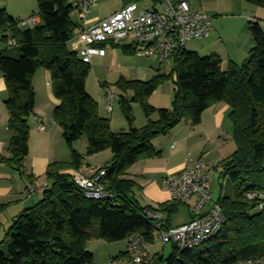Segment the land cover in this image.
Here are the masks:
<instances>
[{
  "label": "trees",
  "instance_id": "trees-1",
  "mask_svg": "<svg viewBox=\"0 0 264 264\" xmlns=\"http://www.w3.org/2000/svg\"><path fill=\"white\" fill-rule=\"evenodd\" d=\"M161 1L121 0V3L123 7L132 3L143 7L149 2V8L156 10ZM244 1L264 9V0ZM36 3L34 16L40 19V24L25 30L18 27L20 22L6 9H0V40L5 45L9 39L16 43L0 53V77L6 85L4 104L11 132L10 158L0 160L25 176L28 119L35 107L32 79L41 68L50 73L52 93L59 101L53 121L62 130L71 158L68 162L49 164L42 199L21 212L6 230L0 243V264H93V255L87 249L92 240L114 243L140 233L148 244L153 243L157 227L146 212L161 214L162 229L169 230L173 227V216L188 205L167 202L157 208L142 207L133 194L136 184L125 176L139 160L161 155L153 148L155 138L167 136L183 121L198 126L203 113L218 103L230 108L236 147L214 167L220 184L216 203L222 209L225 223L214 238L193 249L172 247L161 263L232 264L263 256L264 209L257 210L256 203L245 198L251 192L264 195V32L259 22L248 23L255 46L240 65L229 62L223 71L217 54L202 57L185 47L173 53L170 73L158 69L149 81L120 78L115 87L132 96L119 99L128 130L114 133L109 120L99 115L98 103L86 91L91 65L69 49L68 42L77 35L79 26L72 18L77 11L73 0H36ZM120 48L125 53H136L134 46ZM169 80L174 85L172 106L153 107L148 102L150 96ZM98 82L102 89H107L105 83ZM132 104L140 106L147 120L141 128L135 127ZM82 139L86 141V156L111 152V160L101 167L106 170L105 190L113 197L87 199L71 181L68 172L83 166L84 156L73 147Z\"/></svg>",
  "mask_w": 264,
  "mask_h": 264
},
{
  "label": "crops",
  "instance_id": "crops-1",
  "mask_svg": "<svg viewBox=\"0 0 264 264\" xmlns=\"http://www.w3.org/2000/svg\"><path fill=\"white\" fill-rule=\"evenodd\" d=\"M188 1L193 8L202 10L212 18L213 33L201 41H188L186 50L196 52L201 56L217 54L222 60L223 71L226 70L229 62H234L238 65L242 64L249 57L251 50L255 46L248 30V23L259 22L264 32V9H258L259 7L240 2L239 10L233 11L230 0ZM96 6L97 2L87 15L88 26L112 16L123 7L121 3V6L113 12L102 15L92 11ZM0 9H6L12 18L22 22L24 19L34 17L37 11V3L36 0H0ZM227 11L231 12L228 13ZM72 18L79 23L78 10L73 13ZM230 20H235V22ZM38 24H40V19L37 17L36 25ZM0 42V53H2L7 47L1 40ZM122 46L131 45L106 43L104 46H99L105 51V56L93 57L90 63L91 68L92 64L97 67L100 60L107 58L108 55L114 56L116 51L112 50L115 49L120 52L119 54H122L121 59L120 56H116L119 62H125L126 57L142 58L137 56L136 53H125L120 48ZM118 66L119 71H124L119 73L129 75L124 76L121 74L120 78L140 81H149L157 74L155 69L160 68V66L153 68L152 65L147 64L139 65L136 68L132 66L123 67L120 64ZM152 68L154 71H151ZM140 75H146L147 78H141ZM32 86L35 94V107L34 114L28 119L30 134L28 156L23 163L25 176H21L17 171L0 160V230H2L0 231V243L3 241L6 230L10 227L12 221L21 212L31 208L42 199V193L38 191V188L47 184L46 172L49 164L68 161L67 154L69 152L62 137V130L53 121L54 109L59 104V101L52 93L50 73L43 68L37 70L32 79ZM102 93H104V99L94 98L98 103L99 115L109 120L111 130L114 133L127 131V123L124 121L120 122L113 115V111L109 113L107 108H105L107 104L105 90ZM6 99L5 81L0 77V159L10 158L11 132L8 129L9 116L4 104ZM170 103L172 102L170 101L169 105ZM164 106L170 107L168 103ZM133 111L136 118L135 127L141 128L145 126L147 124L145 116L136 107L133 108ZM229 113L230 108L225 103L215 104L203 113L201 123L198 126H193L190 122L183 121L167 136L157 137L152 141L153 148L159 151L161 155L156 158L139 160L129 169L125 176L126 179L132 180L136 184L133 194L142 207L157 208L161 204L170 202V196L166 188L167 179L179 175L198 158L204 157L209 170L211 167L214 169L216 165L225 159L222 154L228 143L226 137H231L232 135ZM38 119L42 120L45 127L44 131L40 130ZM153 119L155 120L157 117L154 116ZM230 141L233 142L232 138H230ZM81 142H83L82 149H84L86 141L82 140ZM105 156L103 160L101 159V163L98 166L86 164L80 170L69 171L68 174L79 172L86 176H91L93 174L91 169L101 167L112 158L111 153H106ZM29 187L37 190L29 192ZM186 215V219L181 222L174 224L172 221V226L184 225L193 218L189 205L187 206ZM158 240L161 243L160 239ZM149 246L148 244L146 248L147 253H159L150 251L148 249ZM87 249L93 255V264H126L128 258L127 240L114 243H107L104 240H92L88 243Z\"/></svg>",
  "mask_w": 264,
  "mask_h": 264
},
{
  "label": "built area",
  "instance_id": "built-area-1",
  "mask_svg": "<svg viewBox=\"0 0 264 264\" xmlns=\"http://www.w3.org/2000/svg\"><path fill=\"white\" fill-rule=\"evenodd\" d=\"M74 4L80 16V24L77 35L68 42L69 49L87 64L95 56H105V51L99 48L101 43H125L134 46L139 57L155 58L160 65L170 64L173 53L184 50L188 41H201L213 33L212 18L200 9L193 8L188 0H162L156 10L132 3L90 26L87 24V15L96 5L95 0H76ZM36 24L37 17L34 16L20 22L18 27L25 30ZM15 46V41L9 39L6 47L10 49ZM105 94L106 108L111 113L114 96L107 89ZM38 123L40 130L44 131L42 120L38 119ZM91 170V176L79 172L70 175L83 197L95 200L113 197L105 190L106 170L103 167ZM209 181L210 170L202 157L176 177L167 179L170 202L189 205L193 218L184 225L164 230L161 226L163 216L147 211L146 215L156 224L164 247L171 245L181 250L193 249L214 238L223 227L225 218L219 204L212 200ZM46 186L38 188V191L42 193ZM28 190L33 192L37 189L29 187ZM245 198L256 203L257 210L264 209L262 193H247ZM126 240V264H161L163 254L147 253L148 243L140 233H134ZM232 264H264V255Z\"/></svg>",
  "mask_w": 264,
  "mask_h": 264
},
{
  "label": "rangeland",
  "instance_id": "rangeland-1",
  "mask_svg": "<svg viewBox=\"0 0 264 264\" xmlns=\"http://www.w3.org/2000/svg\"><path fill=\"white\" fill-rule=\"evenodd\" d=\"M73 2L75 3L76 0H73ZM96 2H97V6L94 7L92 9V11H96L98 14H102V15L103 14H105V15L109 14L121 6L120 0H96ZM240 2L246 4V2L244 0H230V3L233 6L232 7L233 11L239 10ZM143 7L149 8L150 3L149 2L144 3ZM258 9H263V8H258ZM227 12L230 13L231 11H227ZM259 18H260V16H259ZM29 19H24V21H27ZM230 19H232V18H230ZM230 21L235 22V20H230ZM0 44H1V42H0ZM112 51H116V52H114L115 53L114 56L108 55L107 58L101 59L100 62L98 63L97 67H94L92 64V69L89 73V76L86 79V90H87V93L93 99L94 98H101L102 99L103 95H104V93H102V92L104 90L100 87L98 81L107 84V87H108L107 90L110 91L114 96L113 115H115L116 119H118L120 122L124 121L125 123H127L126 119H125V117H124V115L120 109L119 99H120V96H126L127 98H131L132 94L131 93L123 94L115 87L116 82L122 76L121 74H123L124 76H129V75H126V73H119V72H124V71L123 70L119 71L118 65L120 64L123 67L132 66V67L136 68L139 65H143V64L146 65L147 64L150 66L152 65L153 68L160 66V68L155 69V72H157L159 69L162 73H170L171 64L160 65L156 61L155 58L144 59V58L126 57V56H125L126 57L125 62H121V61L119 62L118 58H116V56L117 57L120 56V59H121L122 54H119L120 52H118V50H116V49L112 50ZM199 56H201V55H199ZM202 57H205V56H202ZM153 68L151 69V71H154ZM140 76H141V78H144V79L147 78L146 75H140ZM151 79H149V80H151ZM173 98H174V85H173V82L171 80H169V81L164 82L163 84H161L158 87V89L150 96L148 102L153 107H156V108L160 107L161 109H168L164 105L168 103V106L171 107L172 103H170V105H169V102L170 101L172 102ZM104 102H105V100H104ZM161 106H164V107H161ZM134 107L139 109L140 113L143 114V111L138 104H132V108H134ZM105 108H106V105H105ZM134 115H135V112H134ZM230 131H231V129H230ZM231 133H232V131H231ZM230 138H232V135H231V137L230 136L226 137V139H228V143H227L228 145L226 144L225 151L222 154L223 158L228 157L236 149L233 138H232L233 142L230 141ZM82 140L85 141V139H82ZM81 141H78L76 144H74L73 147L80 154H83V156H84V160H83L84 167L86 166V164L98 166L101 163V159L103 160V158L106 157L105 154L111 153L109 150H107L109 152L104 151V152H101V153L93 155V156H86L87 146L84 145V149H82V147H83L82 143L83 142H81ZM65 146H66L67 151L69 152L67 155H68V161H70L71 150L66 145V143H65ZM202 158H204V157H202ZM205 162H206V160H205ZM218 175H219V173L211 167L210 168L209 186H210V192H211V197H212L213 201H216L220 195V184H219ZM186 214H187V206L181 207L179 213H177L176 215L173 216V219H172L173 223L175 224L176 222H181V221L185 220L186 216H187ZM0 231H2V230H0ZM158 239H159V232L157 231L154 234V241H153V243L149 244L150 246L148 247V249L152 252L157 251L159 253H162L164 256V259H167L168 256L170 255V253L172 252L173 248L171 245L164 247L162 245V243L159 242ZM161 264H166V262L164 261Z\"/></svg>",
  "mask_w": 264,
  "mask_h": 264
}]
</instances>
